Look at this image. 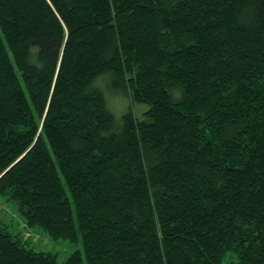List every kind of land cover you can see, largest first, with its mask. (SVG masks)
Instances as JSON below:
<instances>
[{"label": "trees", "instance_id": "trees-1", "mask_svg": "<svg viewBox=\"0 0 264 264\" xmlns=\"http://www.w3.org/2000/svg\"><path fill=\"white\" fill-rule=\"evenodd\" d=\"M0 198L60 264H264V0H0Z\"/></svg>", "mask_w": 264, "mask_h": 264}, {"label": "rangeland", "instance_id": "rangeland-1", "mask_svg": "<svg viewBox=\"0 0 264 264\" xmlns=\"http://www.w3.org/2000/svg\"><path fill=\"white\" fill-rule=\"evenodd\" d=\"M105 90L108 91L107 87H105ZM116 94L107 97L108 106L116 119L122 115V107L125 103L123 100L125 99L128 104L126 103L124 110H127L128 107H130L137 117H140L142 112L146 110L145 106L136 105L130 102L128 98H120ZM0 223L6 226L13 235L20 238L27 247L34 251H41L54 255L58 264L63 263L76 251L83 252L80 241L77 243H71L64 239H52L40 228L27 227L24 220L18 214L16 206L7 203L3 198H0ZM227 261L233 262L234 259L228 255L224 263Z\"/></svg>", "mask_w": 264, "mask_h": 264}]
</instances>
